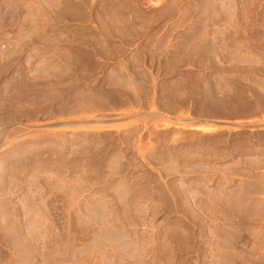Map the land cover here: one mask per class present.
I'll use <instances>...</instances> for the list:
<instances>
[{"label": "rangeland", "instance_id": "obj_1", "mask_svg": "<svg viewBox=\"0 0 264 264\" xmlns=\"http://www.w3.org/2000/svg\"><path fill=\"white\" fill-rule=\"evenodd\" d=\"M0 264H264V0H0Z\"/></svg>", "mask_w": 264, "mask_h": 264}, {"label": "bare ground", "instance_id": "obj_2", "mask_svg": "<svg viewBox=\"0 0 264 264\" xmlns=\"http://www.w3.org/2000/svg\"><path fill=\"white\" fill-rule=\"evenodd\" d=\"M219 124L226 125V126H229V125H231V126L232 125H235V126L238 125L239 126V125H241L240 123H229V122H218V121H215V122L211 123L208 126L207 125H200L199 128H203V129L214 128V127H216Z\"/></svg>", "mask_w": 264, "mask_h": 264}]
</instances>
